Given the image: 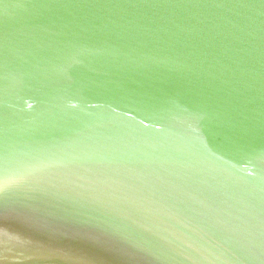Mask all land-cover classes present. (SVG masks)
I'll use <instances>...</instances> for the list:
<instances>
[{
  "label": "water",
  "instance_id": "1",
  "mask_svg": "<svg viewBox=\"0 0 264 264\" xmlns=\"http://www.w3.org/2000/svg\"><path fill=\"white\" fill-rule=\"evenodd\" d=\"M0 264H264V0H0Z\"/></svg>",
  "mask_w": 264,
  "mask_h": 264
}]
</instances>
